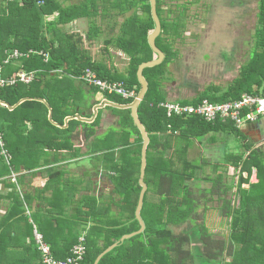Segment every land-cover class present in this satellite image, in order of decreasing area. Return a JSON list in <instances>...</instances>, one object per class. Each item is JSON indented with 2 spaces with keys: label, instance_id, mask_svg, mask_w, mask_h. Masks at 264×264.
Listing matches in <instances>:
<instances>
[{
  "label": "trees",
  "instance_id": "1",
  "mask_svg": "<svg viewBox=\"0 0 264 264\" xmlns=\"http://www.w3.org/2000/svg\"><path fill=\"white\" fill-rule=\"evenodd\" d=\"M167 1L156 0L161 33L155 44L165 58L160 65L143 71L148 89L137 107L138 119L149 140L143 179L146 192L140 211L145 228L142 233L119 243L123 236L140 229L135 211L141 191L143 140L133 124L130 109L105 106L118 118L120 137L109 146V151L102 149L106 153L100 157V162L105 163V170L115 173L107 177L115 186L116 194L121 196L119 202L111 200L105 204L91 195L76 200L81 190L67 184L68 171L60 163L92 160V155L82 153L78 144L96 138L102 110H98L91 122L74 118L81 114L83 119L90 120L93 115L89 100L98 94L97 90L80 81L81 85H76L86 69L94 71L102 80L124 84L137 96L140 90L138 67L156 59L147 42L155 28L150 2L113 0L112 8L118 10L121 17L128 12L132 15L123 19L120 35L115 40L116 48L128 58L127 68L123 75H110L80 50L79 40L75 41L73 35L65 34L62 29L76 20L95 17L98 13L93 0L68 7L56 0H0V77L35 73V79L28 85L17 83L0 88V132L4 142V147H0V211L3 212L0 215V264H41L34 230L42 235L56 260L69 257L81 233L86 232V251L80 264H94L96 258L115 243L118 245L98 264H195L191 247L195 238L207 261L264 264V150L244 144L247 153H238V150L227 155L221 165H213V170L226 167L237 170L235 186L224 184L220 175L200 177L204 163L187 158L194 142L200 143L209 134L240 138V128L220 120L206 122L197 116L167 118L166 112L158 107L169 101L163 90L169 80L166 67L177 60L168 38L181 35L187 10L184 5L176 4L166 12ZM179 9L181 12L169 17ZM257 11L255 43L236 79L224 91L214 88L176 102L197 105L207 100L222 104L236 101L243 94L261 95L264 90V0H258ZM98 32L91 28L88 39L96 37ZM13 51L42 52L48 56V61L41 55L31 54L5 64L7 53ZM57 70L59 73H54ZM103 96L117 105H129L134 100ZM84 100H88L87 105ZM67 118L71 119L65 126ZM113 133L109 131L98 141L106 140ZM133 135L137 138L130 142ZM238 145L243 146L241 139ZM4 149L11 157L9 164L2 155ZM168 150L172 151L169 157L166 156ZM85 157L87 159H83ZM253 171L256 182L250 183ZM37 172L46 179L42 187H32ZM12 174L18 175L15 183L10 180ZM244 184L249 186L245 188ZM151 194L155 201L150 200ZM111 204L119 208L117 218L110 212ZM217 213L221 219L217 226L227 231L223 237L212 233L209 218L210 214ZM173 229L181 230L175 233Z\"/></svg>",
  "mask_w": 264,
  "mask_h": 264
},
{
  "label": "rangeland",
  "instance_id": "2",
  "mask_svg": "<svg viewBox=\"0 0 264 264\" xmlns=\"http://www.w3.org/2000/svg\"><path fill=\"white\" fill-rule=\"evenodd\" d=\"M87 1L56 0L63 7L82 5ZM93 1L98 14L93 18H84L70 23L62 28L63 32L67 35H73L75 41L79 40L78 46L83 53L90 57H95L98 61L102 60V63H115L120 69H124L125 72L128 60H126L125 56H121L122 53L116 48L115 40L120 35V25L123 19L132 15V12H128L121 17L118 14V10L112 8L113 0ZM166 3L167 6L164 8L166 12L168 11L167 9H174L176 4L184 5L187 8L185 26L180 31L181 35L176 38H168V43H173L171 44L172 51L176 52L177 60L166 67L169 80L165 83L163 90L167 94V99L175 102L182 99H192L214 88L224 91L239 75L240 68L247 62L250 49L255 43L254 34L257 28L258 0H193L190 2L186 0H168ZM166 12L165 16H167ZM179 12H181V9L169 14V17ZM93 27L98 29L99 32L96 37L90 40L88 39V33ZM109 41L111 43L106 46L105 43ZM117 54L120 56L117 57ZM55 72H58V70ZM79 81L77 79V82ZM83 103L85 105L88 104L85 100ZM76 116L79 117L78 121L86 120L81 117V114ZM255 124H261L264 137V117ZM104 126L105 122H102L97 131ZM112 131L115 132L113 133L114 136L119 134L117 128ZM211 136L216 137V139H213L216 143H219V138H222L221 141H224V144L226 143L229 146L235 145V142H237L236 138L231 135L212 134ZM78 142L77 140V144ZM211 143L212 141L209 143L205 141V145L201 148H198L195 143L190 149V159H200L204 163L202 166L203 170L199 173L200 177L212 175V177L217 178L220 175L224 184L235 186L238 182L237 170L232 167H226L225 170H213V165L220 162L218 158H220L222 152L217 150L215 153L212 150L214 148H212ZM97 144L105 151H109V146L112 143L107 138L106 140L98 141ZM214 146L217 147L216 144ZM257 147L264 150V141ZM239 152L242 151L239 150ZM168 155L167 153L166 156ZM102 156L103 154L100 157ZM88 163L94 166L91 161ZM98 165L95 164V166ZM104 165L100 164V167L96 170L92 166L86 167L84 164L83 166H77V169L72 166L67 170L68 174L65 177V179L67 178V184L76 187L77 190H81L76 200H79L80 196L83 195L97 196L105 204H108L111 200L113 203L121 200V196L114 191L115 186L107 177L110 175L114 176L115 173L105 170ZM86 172L87 174H85ZM243 176L245 177L246 174ZM255 180V177L251 174L250 183H255ZM44 181H46L45 177L42 174H37L32 179V187H41ZM191 185H194V183H191ZM248 186V184L243 185L245 188ZM151 195L150 200L155 201L154 194ZM236 205L237 201H235ZM211 206L214 207L215 204ZM110 212L113 213V218H117L118 215L116 214L119 212V208L111 204ZM1 214H3L2 211H0ZM210 215V223L213 226L212 233L217 237H223L227 231L225 228L217 226V223L221 220L220 214ZM180 230L173 229L175 233H179ZM85 234L86 232H82L81 236L85 237ZM191 247L195 264H220L216 261H207L203 257L197 238H195Z\"/></svg>",
  "mask_w": 264,
  "mask_h": 264
},
{
  "label": "built area",
  "instance_id": "3",
  "mask_svg": "<svg viewBox=\"0 0 264 264\" xmlns=\"http://www.w3.org/2000/svg\"><path fill=\"white\" fill-rule=\"evenodd\" d=\"M31 54H38L44 57L45 62L48 61V56L42 52L29 51L28 53H20L13 51L7 53L5 64L9 61L27 58ZM35 79V73L20 72L15 77L2 78L0 77V88L15 86L17 83L24 85L30 84ZM79 80L85 83L88 87L94 88L99 94L102 95H116L123 100H129L130 98H136L133 91L126 89L124 84L120 82H109L100 79L97 74L86 69ZM264 83V80H263ZM160 109L166 112V117L173 116H197L206 122H215L220 120L222 122H230L236 128H241L248 124L258 122L264 117V90L261 95H248L243 94L238 100L226 102L222 104H213L207 100L202 101L197 105H181L178 102L166 101L158 105ZM0 147H4L3 136L0 132ZM2 155L7 164L10 163L11 157L9 153L4 149ZM255 177V172H252ZM17 175L12 174L10 180L15 183ZM256 181V180H255ZM34 241L38 247V251L41 253V264H80L83 261L85 255V237L80 236L77 243L71 249V255L65 260H56L52 257L49 246L44 243L43 237L40 233L34 230Z\"/></svg>",
  "mask_w": 264,
  "mask_h": 264
},
{
  "label": "crops",
  "instance_id": "4",
  "mask_svg": "<svg viewBox=\"0 0 264 264\" xmlns=\"http://www.w3.org/2000/svg\"><path fill=\"white\" fill-rule=\"evenodd\" d=\"M90 40H92V39H90ZM119 56L120 55L117 54V57H119ZM121 56H123V57L125 56L126 57V60H128V58H127V56L125 54L122 53ZM112 58H114V57H112ZM92 59L97 64H100L101 67H103V70H105L106 72H108L110 75H115V74L123 75L125 73L124 72V69L123 70L120 69L115 63H110V64L107 63V62L102 63V60L101 61H98V60L95 59V57H92ZM58 73H59V70H58ZM76 85L77 86H80L79 83H76ZM86 101L88 102V100H86ZM105 101H107L105 99V97L102 94H99V93L96 94L94 97H92L89 100V102L92 103V107H91L92 114H93V108L95 106H98L100 104H103ZM80 110L83 111V109H80ZM99 110H102L101 121L100 122H101V124H102V122H105V126L102 127L99 131H97L96 138H92L91 140H89L87 142L80 141V143L78 144V148L81 149V152L82 153H85L87 155H92L90 157L92 158L91 162L94 163V166L90 165L91 163L89 164L88 163L89 162L88 160H85L84 162H80L78 164H69L68 162H62V163H60V165H64L65 168H67V170L70 167H72V166H73V168L77 169V166H83V164L86 167H88V166H92L93 168L95 167V170H96L98 167H100V164H105L103 162H100V156H101V154L106 153V152L104 150H102L103 148H101V147L98 146V144H97L98 143V139L103 138L109 131H111L113 129H116L117 128V130H118V126H117V120H118V118L116 116H114L109 110L105 109V107L103 109H99ZM97 112H98V110H97ZM67 119H70V118H67ZM240 131L242 133L240 138H236V137L233 136L237 140V142H235V145L229 146L226 143L224 144V141H221L222 138H219V143H216V142L213 141V139H216V137L215 136H211L210 134L207 137H205L200 143H198L197 141H195L194 144L196 143V146L198 148H201L203 145H205V141L208 142V143L212 141V143H211L212 144V148H214L212 150L214 152L217 151V150L222 152L221 155H220V158H218V160H220V162H218V164L221 165L223 163V161H224V158L227 155H229V154L236 153L238 150L245 151L247 153V151L244 149V144H248V145L250 144L251 147H252V149H255V148H258L257 146H260L261 143L264 141V137H263L262 129H261V124H255V125L254 124H248V125H245V126L241 127L240 128ZM119 137H120L119 134L117 136L116 135L115 136L114 135H111L108 139L110 140L111 143H113V142H115V140H119ZM136 138L137 137L135 135L131 136L130 142L132 140H135ZM239 139L242 140L243 146H241V147H239V145H238ZM75 143L77 145V142H75ZM215 144H216L217 147L214 146ZM190 149L188 151V156H187L188 160L189 161H199L200 159H196V160H191L190 159V157H189V155L191 154L190 153ZM115 153H117V150H115ZM167 153L169 154L168 155V157H169L170 154L172 153V151L171 150H168L166 152V155H167ZM93 157L95 158V160L93 159ZM83 159H87V157H85ZM95 164H97V165L99 164V165L98 166H95ZM218 164H215V165H218ZM37 174H40V172L39 173L37 172ZM85 174H87V172ZM65 181H67V178L65 179ZM45 182L46 181H44V184H45ZM44 184H42V186Z\"/></svg>",
  "mask_w": 264,
  "mask_h": 264
},
{
  "label": "water",
  "instance_id": "5",
  "mask_svg": "<svg viewBox=\"0 0 264 264\" xmlns=\"http://www.w3.org/2000/svg\"><path fill=\"white\" fill-rule=\"evenodd\" d=\"M149 2H150V7H151V17L153 19L155 28L152 31V33H150L148 35L147 42H148V45H149L151 51L156 56V59L152 60V61H149V62H146V63H143V64H141L138 67L136 75H137V80H138V82L140 84V90H139L136 98L129 105H117V104H113V103H110L108 101H105L103 104H100V105L95 106L93 108V118L96 116L97 110L103 109L105 106H110V107H113V108H116V109H130L131 118L133 120V124L138 129V131H139V133L141 135V138L143 140L142 148H141V166H140V175H139V185L141 187V191H140V194H139L138 204H137L136 211H135V218L137 219V221H138V223L140 225V229H139V231H137L135 233L123 236L120 239L119 243H122L124 240L130 239V238L142 233L144 228H145L144 224H143V221L141 220V217H140V211H141V208H142L144 195H145V192H146V185L144 184L143 179H144L145 168H146V149H147L149 140H148L147 134H146V132L144 130V127L142 126V124L140 123V121L138 119L137 107H138L139 103L142 101V99L145 96V94L147 92V89H148L147 82H146V80L143 77V71L145 69H147V68H153V67H156V66L160 65L164 61V58H165V56L162 53V51L160 49H158L156 47V44H155V41H156L157 37L161 33V25H160V21L158 19L157 12H156V0H149ZM39 101L43 102V100H39ZM51 117H52V112L49 111V120L50 121H51ZM93 118L90 119V120H83V121L91 122V121H93ZM70 119H66L65 120V126H66L68 120H70ZM76 119H79V117L76 116ZM117 245H118V243H115V244L111 245L110 247H108L106 250H104L96 258L94 264H98L100 259L104 255L109 253L111 250H113V248H115Z\"/></svg>",
  "mask_w": 264,
  "mask_h": 264
}]
</instances>
